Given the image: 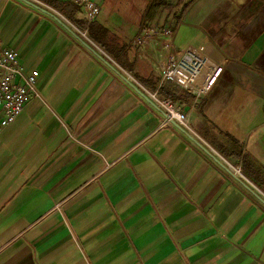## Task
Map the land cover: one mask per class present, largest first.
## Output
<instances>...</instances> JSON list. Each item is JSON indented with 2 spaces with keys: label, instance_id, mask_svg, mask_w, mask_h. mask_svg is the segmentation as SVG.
<instances>
[{
  "label": "crops",
  "instance_id": "crops-1",
  "mask_svg": "<svg viewBox=\"0 0 264 264\" xmlns=\"http://www.w3.org/2000/svg\"><path fill=\"white\" fill-rule=\"evenodd\" d=\"M93 1L90 20L82 0H38L150 94L168 55L221 66L198 99L165 83L236 175L53 17L0 0L3 45L42 93L0 136V264H264V204L238 180L264 197V0H158L173 8L148 21L156 0Z\"/></svg>",
  "mask_w": 264,
  "mask_h": 264
},
{
  "label": "built area",
  "instance_id": "built-area-1",
  "mask_svg": "<svg viewBox=\"0 0 264 264\" xmlns=\"http://www.w3.org/2000/svg\"><path fill=\"white\" fill-rule=\"evenodd\" d=\"M82 3L90 20L99 14V6L95 1L82 0ZM1 35L0 31V136L22 114L29 101L42 96L41 90L38 89V71H27L18 59L16 50L3 45ZM161 35L168 38L164 46L168 51L172 48L169 38H172L173 31L165 29ZM149 37L150 35H142L135 42L142 45ZM168 56L170 59L161 68V82L176 83L186 89H192L197 99L206 95L216 85L223 71L219 64L210 65L208 56L197 49L187 48ZM207 70L209 72L203 77ZM152 96L170 118H175L188 130L183 120H188L189 116L183 113L181 107L169 100L158 99L156 94ZM167 120L170 122L169 118Z\"/></svg>",
  "mask_w": 264,
  "mask_h": 264
},
{
  "label": "water",
  "instance_id": "water-1",
  "mask_svg": "<svg viewBox=\"0 0 264 264\" xmlns=\"http://www.w3.org/2000/svg\"><path fill=\"white\" fill-rule=\"evenodd\" d=\"M21 1H24L25 3L35 8L36 10H39L43 12L44 14L49 15L51 18L53 17L64 29L68 30L80 43H83L85 47H87L97 58H100L102 62H104L111 70H114L121 77V79L131 88H133L134 91L143 100L150 103L156 109L162 110V108L158 105L157 101H155V98L144 87L140 86L134 79L130 78L129 76H127L126 74L118 70L116 66L111 61H109L107 57H105L100 51H97L90 43H88L85 39L81 38L79 34H77L73 29H71L69 25L66 24L59 15L55 14L53 11L51 12L42 3L38 2V0L37 1L36 0H21ZM164 115H166V117L170 119V122L173 125H175L179 130H181L188 138H191L195 142V144H197L204 151H206L213 159H215V161L221 164V166H223L228 172L232 173L230 171V168L225 163H223L221 159H218V157L206 145L198 141V139H196L190 131L186 130L175 118L174 119L170 118V116L166 114L165 112H164ZM235 175L236 173L234 174V176ZM238 180L242 183V185L245 188H247L250 192H252L264 204V197L260 193H258L253 187L249 186L248 183H246L240 177H238Z\"/></svg>",
  "mask_w": 264,
  "mask_h": 264
},
{
  "label": "trees",
  "instance_id": "trees-1",
  "mask_svg": "<svg viewBox=\"0 0 264 264\" xmlns=\"http://www.w3.org/2000/svg\"><path fill=\"white\" fill-rule=\"evenodd\" d=\"M46 2V0H43ZM161 4L163 5V2H159L158 0L155 1V3L151 4V6L147 9V13H146V20H152L154 18V11H156V9L161 6ZM113 55L115 57H117V59H119V54L113 53ZM158 94L161 96L162 99L165 100H169L171 102H186V103H190L192 102V94L190 92H187L186 90L182 89L181 87H179L178 85H173V87L167 86V84L165 82H163L159 89H158Z\"/></svg>",
  "mask_w": 264,
  "mask_h": 264
},
{
  "label": "rangeland",
  "instance_id": "rangeland-1",
  "mask_svg": "<svg viewBox=\"0 0 264 264\" xmlns=\"http://www.w3.org/2000/svg\"><path fill=\"white\" fill-rule=\"evenodd\" d=\"M164 3V5L163 6H165V8H166V10L167 11H170L171 12V9L173 8V5H172V3H165V2H163ZM171 20H172V22H174V19H169L168 21H167V23H170L171 22ZM164 22H165V20H164ZM166 24V23H165ZM167 25V24H166ZM156 26H157V28L156 29H158V30H162V28H165V26H163L161 23H157L156 24ZM166 29H169L168 27L166 28ZM133 77V76H132ZM133 79H135L138 83H139V80L137 79V78H133ZM158 98V97H157ZM160 98V97H159ZM158 98V99H159Z\"/></svg>",
  "mask_w": 264,
  "mask_h": 264
},
{
  "label": "bare ground",
  "instance_id": "bare-ground-1",
  "mask_svg": "<svg viewBox=\"0 0 264 264\" xmlns=\"http://www.w3.org/2000/svg\"><path fill=\"white\" fill-rule=\"evenodd\" d=\"M183 123L186 125V127L188 128V130L191 129V128H190L189 119H188V120H183ZM191 131H192V130H191ZM193 133H194V132H193Z\"/></svg>",
  "mask_w": 264,
  "mask_h": 264
}]
</instances>
